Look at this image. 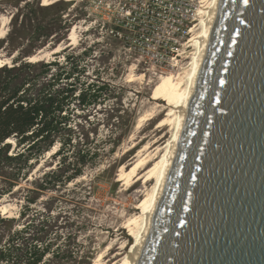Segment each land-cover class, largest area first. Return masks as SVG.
I'll use <instances>...</instances> for the list:
<instances>
[{
	"label": "water",
	"instance_id": "obj_1",
	"mask_svg": "<svg viewBox=\"0 0 264 264\" xmlns=\"http://www.w3.org/2000/svg\"><path fill=\"white\" fill-rule=\"evenodd\" d=\"M131 264H264V0H213Z\"/></svg>",
	"mask_w": 264,
	"mask_h": 264
},
{
	"label": "rangeland",
	"instance_id": "obj_2",
	"mask_svg": "<svg viewBox=\"0 0 264 264\" xmlns=\"http://www.w3.org/2000/svg\"><path fill=\"white\" fill-rule=\"evenodd\" d=\"M44 1L0 0V21H5L7 30L0 38V58L7 61L4 63L7 67H12L22 62L20 53L25 51H33V55L45 61H64L65 51L74 56L87 51L82 59L85 67L82 79L112 84L109 96L106 92L102 103L93 105L87 115L94 128L90 132V145L98 147L104 141L110 150L120 133H128L114 153L96 158V162L87 165L83 175L67 187L43 193L33 205L34 212H42L45 202L53 199V236L61 233L59 243L73 244L80 255L88 252L90 264H131L130 247L134 242L131 223L144 220L140 216L148 203V191L156 185L157 174L153 171L155 164H151L144 172L149 178L130 187L126 180H120V173L122 168L136 161L149 141L162 134L166 137L160 143L159 153L165 152L176 121L173 98L170 102L164 100L168 94L164 91L165 79L187 66L193 48L181 65L167 71L153 69L123 39L112 33L115 22L129 5L125 0H49L51 3L58 1L62 7L58 10L40 8L45 7ZM28 2L32 3L31 7ZM38 26L42 28L40 34ZM23 61H31L30 55ZM72 63V60L67 62V68ZM4 64L0 63V67ZM165 119L168 122L163 125ZM55 146L52 153L46 152L35 162L27 179H22L15 187V194L0 200L1 214L20 216L26 204V187H32L33 179L56 167L58 158L54 153L59 146ZM23 223L21 221L19 227Z\"/></svg>",
	"mask_w": 264,
	"mask_h": 264
},
{
	"label": "trees",
	"instance_id": "obj_3",
	"mask_svg": "<svg viewBox=\"0 0 264 264\" xmlns=\"http://www.w3.org/2000/svg\"><path fill=\"white\" fill-rule=\"evenodd\" d=\"M40 8L62 7L56 1ZM38 28L40 34L42 28ZM86 53L74 56L65 51L64 61H23L25 56L33 55V51H25L20 53L21 63L0 67V200L15 194V187L27 179L35 162L59 146L54 153L58 158L56 167L33 179L32 187H26V204L20 216L0 213V264L91 263L88 252L80 255L73 244L59 243L61 233L53 236V199L45 202V209L39 214L33 206L43 193L67 187L82 176L84 168L99 156L114 153L128 133H120L110 150L104 141L98 147L90 145L94 128L87 115L93 105L102 103L106 92L109 96L112 84L82 79ZM71 60V67L67 68L66 63ZM10 138L14 142L8 141ZM21 221L24 223L19 227Z\"/></svg>",
	"mask_w": 264,
	"mask_h": 264
},
{
	"label": "built area",
	"instance_id": "obj_4",
	"mask_svg": "<svg viewBox=\"0 0 264 264\" xmlns=\"http://www.w3.org/2000/svg\"><path fill=\"white\" fill-rule=\"evenodd\" d=\"M125 4L129 5L112 33L151 68L167 71L181 65L188 51L194 50L193 29L203 0H125Z\"/></svg>",
	"mask_w": 264,
	"mask_h": 264
},
{
	"label": "bare ground",
	"instance_id": "obj_5",
	"mask_svg": "<svg viewBox=\"0 0 264 264\" xmlns=\"http://www.w3.org/2000/svg\"><path fill=\"white\" fill-rule=\"evenodd\" d=\"M52 1L47 0V2L44 1L43 4H50ZM213 0H203V6L200 8V17H199V23L196 25L197 27H195L193 29V39L196 43V46L192 52V55H190V61H188L187 66L180 68L178 70H175L169 77H167L165 79V83H164V91H166L168 94L164 96V100H167L170 102V98H173L172 103L174 102V104L172 105L173 109V115L176 118L175 121V129L177 126V121H178V115H179V107L185 97V94L187 92V88H188V84H189V78H190V74L192 71V68L194 66V62H195V57L196 54L198 52V40L201 37L203 31H204V24H205V20H206V16H207V11L210 7V5L212 4ZM3 21V20H2ZM6 29H5V21L1 22L0 21V38H3L6 34ZM194 35L195 38H194ZM72 39H74V35L70 36ZM30 60L34 61V60H39V57L36 55L30 56ZM5 61L4 59L0 58V63L4 64ZM133 79V77H132ZM163 91V90H162ZM164 110H162L161 112H163ZM171 113V112H170ZM168 122V119H165L162 124H166ZM175 132V130H174ZM174 136V133H173ZM172 136V138H173ZM166 137V135H163L158 137V138H154L152 141H149L146 146L138 153V158L136 159V161L131 164L129 167L126 166V168H122V171L120 173V180H126L127 183L130 184V187H133L135 185H137L140 181H142V179L149 178L146 175L148 174L146 172V174H144V172L148 169L149 165L151 164H155L153 165V171H155V175H156V185L150 189L148 191V203L146 204L145 208H144V213L140 216V217H144L145 220V212L146 209L150 206L152 199L154 198L159 180H160V176H161V171L164 165V161L166 158V155L168 153L169 147H170V143H171V139H169L168 144L165 147V152L163 154L159 153L162 148L160 146V143H162V141L164 140V138ZM8 141L12 142V139H8ZM159 145V146H158ZM56 149V146H54L51 150H49V153H52L54 150ZM154 174V173H153ZM153 176V175H152ZM145 183V182H144ZM5 207V206H4ZM7 207V205H6ZM4 211H7L6 208H4ZM144 220L138 222L137 220H135L134 222L131 223V228L133 230L132 235L134 234V242L130 247L131 250V260H132V248L134 247V245L137 242L138 239V235L141 233L142 229H143V224H144ZM130 228V229H131ZM124 233V232H123ZM125 235L129 234V233H124ZM131 235V234H130ZM115 246H112L111 248H113ZM119 254H122V252H120ZM97 264V262H96ZM112 264H118L116 263H112Z\"/></svg>",
	"mask_w": 264,
	"mask_h": 264
},
{
	"label": "snow or ice",
	"instance_id": "obj_6",
	"mask_svg": "<svg viewBox=\"0 0 264 264\" xmlns=\"http://www.w3.org/2000/svg\"><path fill=\"white\" fill-rule=\"evenodd\" d=\"M45 2H47V0H45ZM245 3H247V0H245Z\"/></svg>",
	"mask_w": 264,
	"mask_h": 264
}]
</instances>
